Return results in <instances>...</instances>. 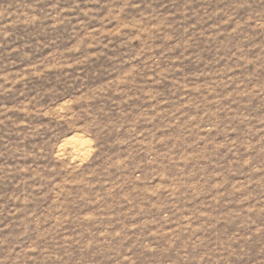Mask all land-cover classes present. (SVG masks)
<instances>
[{"label":"rangeland","instance_id":"rangeland-1","mask_svg":"<svg viewBox=\"0 0 264 264\" xmlns=\"http://www.w3.org/2000/svg\"><path fill=\"white\" fill-rule=\"evenodd\" d=\"M0 264H264V0H0Z\"/></svg>","mask_w":264,"mask_h":264}]
</instances>
